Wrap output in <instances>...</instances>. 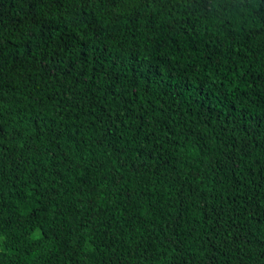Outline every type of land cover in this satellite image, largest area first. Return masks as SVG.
I'll list each match as a JSON object with an SVG mask.
<instances>
[{
  "label": "trees",
  "instance_id": "16d2710c",
  "mask_svg": "<svg viewBox=\"0 0 264 264\" xmlns=\"http://www.w3.org/2000/svg\"><path fill=\"white\" fill-rule=\"evenodd\" d=\"M0 264H264V0H0Z\"/></svg>",
  "mask_w": 264,
  "mask_h": 264
},
{
  "label": "rangeland",
  "instance_id": "374dc122",
  "mask_svg": "<svg viewBox=\"0 0 264 264\" xmlns=\"http://www.w3.org/2000/svg\"><path fill=\"white\" fill-rule=\"evenodd\" d=\"M20 204H21L22 208L25 210H29L32 206V203H30V201H28V200H21Z\"/></svg>",
  "mask_w": 264,
  "mask_h": 264
}]
</instances>
